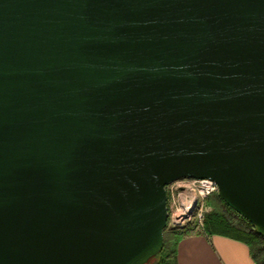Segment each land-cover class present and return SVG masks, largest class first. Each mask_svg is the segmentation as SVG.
Returning <instances> with one entry per match:
<instances>
[{
    "label": "water",
    "instance_id": "1",
    "mask_svg": "<svg viewBox=\"0 0 264 264\" xmlns=\"http://www.w3.org/2000/svg\"><path fill=\"white\" fill-rule=\"evenodd\" d=\"M181 178L264 237V0H0V264H146Z\"/></svg>",
    "mask_w": 264,
    "mask_h": 264
},
{
    "label": "built area",
    "instance_id": "2",
    "mask_svg": "<svg viewBox=\"0 0 264 264\" xmlns=\"http://www.w3.org/2000/svg\"><path fill=\"white\" fill-rule=\"evenodd\" d=\"M164 188L167 208L164 230L173 233L191 226L194 232H204L205 218L214 209L209 201L217 195L216 182L208 178H181Z\"/></svg>",
    "mask_w": 264,
    "mask_h": 264
},
{
    "label": "crops",
    "instance_id": "3",
    "mask_svg": "<svg viewBox=\"0 0 264 264\" xmlns=\"http://www.w3.org/2000/svg\"><path fill=\"white\" fill-rule=\"evenodd\" d=\"M176 264H256L248 245L219 234L189 231L178 235Z\"/></svg>",
    "mask_w": 264,
    "mask_h": 264
},
{
    "label": "trees",
    "instance_id": "4",
    "mask_svg": "<svg viewBox=\"0 0 264 264\" xmlns=\"http://www.w3.org/2000/svg\"><path fill=\"white\" fill-rule=\"evenodd\" d=\"M209 203L214 209L205 218L204 232L223 235L246 243L254 262L256 264H264V237L256 232L254 225L237 214L217 195L212 196ZM177 237L173 242L174 247L171 251L173 254L170 260L169 254H163L165 249V243H163L162 250L154 256L156 257L154 264H176L175 243Z\"/></svg>",
    "mask_w": 264,
    "mask_h": 264
},
{
    "label": "rangeland",
    "instance_id": "5",
    "mask_svg": "<svg viewBox=\"0 0 264 264\" xmlns=\"http://www.w3.org/2000/svg\"><path fill=\"white\" fill-rule=\"evenodd\" d=\"M189 231H192L191 226L185 227L182 230H179V231L173 232V233H170V232H167L166 230H163V243H165V249L163 251V254H169V260L173 254L171 251L174 247L173 242H174L175 238L178 235H181V234L189 232ZM155 260H156V257L149 260L146 264H154Z\"/></svg>",
    "mask_w": 264,
    "mask_h": 264
}]
</instances>
